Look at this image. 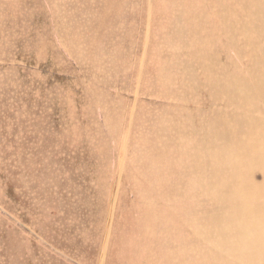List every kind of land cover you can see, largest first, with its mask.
<instances>
[{"label": "rangeland", "instance_id": "obj_1", "mask_svg": "<svg viewBox=\"0 0 264 264\" xmlns=\"http://www.w3.org/2000/svg\"><path fill=\"white\" fill-rule=\"evenodd\" d=\"M0 264H264V0H0Z\"/></svg>", "mask_w": 264, "mask_h": 264}]
</instances>
